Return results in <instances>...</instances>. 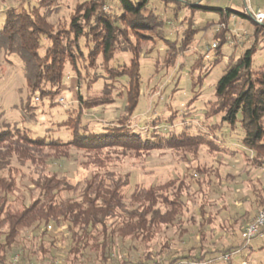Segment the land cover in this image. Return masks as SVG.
<instances>
[{
    "label": "trees",
    "instance_id": "1",
    "mask_svg": "<svg viewBox=\"0 0 264 264\" xmlns=\"http://www.w3.org/2000/svg\"><path fill=\"white\" fill-rule=\"evenodd\" d=\"M111 1L90 0L77 6L65 34L54 33L48 22L53 11L51 7L59 0H28L23 6H5L0 11V50L6 57L17 55L22 62L29 94L21 108L31 121H38V106L33 104V98L34 102L36 98L54 101L68 77L66 70L78 72L79 60L87 61L89 64L85 65L90 70L99 68L104 73L98 77L97 82H102L99 93L93 98H84L82 93H78L77 109H67V118L53 122L57 128H45L41 137L23 131L19 122L4 120V113L0 110V172L7 173V176L0 177V264H6L10 258L12 264H17L19 258L12 256V252L24 231L39 237L43 243H49L51 253L67 242L68 255L74 256V263L79 257L84 258L87 250H94L100 253L103 264H131L115 258V239L122 243L139 241L149 244L159 233L178 224L188 212L185 197H189L191 184L181 180L156 187L136 185L133 190L129 176L114 168L112 170L111 149L121 150L123 157L132 155L136 159L156 151H172L192 164L203 146L212 154L236 156L237 150L229 147L224 139L218 142V137L213 136L216 131L222 133L227 130L229 134L238 132L240 148L254 153L251 165L255 169H264V67L254 68V57L264 38V24L255 23L245 12L219 10L220 22L205 27L218 29L214 36L216 44L209 48L213 51V60L212 56L210 59L206 55L190 71L195 97L182 113L183 128L179 132L174 129L164 133L163 129L173 124L176 115L171 114L164 121L153 117L143 129L133 123L141 94L142 44L163 42L168 48L166 63L171 68L177 67L179 60L194 47L199 31L194 28V13L197 9H206L201 6L203 0H164L167 7L169 2L175 3L177 17L186 8L192 11L187 20L178 21L177 28L186 25V29L175 38L169 34L168 20L151 8L150 0H115L121 10L120 15L103 10ZM234 15L254 22V42L238 58L234 54L229 56L228 66L216 85L214 99L207 103L205 109L206 119L216 121L209 124L206 133L201 130L195 132L189 108L197 100V89L211 69L226 56L222 48L229 45L227 35ZM233 39L232 48L236 52L239 44L235 37ZM42 49L43 53L40 52ZM125 54L129 55V61L120 65L118 56ZM202 59L210 60L205 73H200L204 66ZM96 85L90 86V90L87 85V93L96 89ZM115 91L125 97V106L118 119L107 125L100 123L97 130L89 122L85 123L87 111L103 110L115 103L116 99L112 98ZM149 126L152 129L146 130ZM56 131L69 133L72 138L68 141L51 138ZM73 149L83 151L90 162L81 165L88 174L76 181L52 170L53 163L67 159ZM14 165L34 168L30 192L38 191V194L31 197L29 203L12 199L11 195L17 192L18 187L11 173H19V170H14ZM211 171L219 176L218 168H197L201 176ZM199 180L195 174L192 183L199 184ZM167 191L171 198H167ZM206 194L203 191L201 214L206 205ZM257 197L264 209V200L258 194ZM200 243H204L203 236ZM243 247L242 239L240 246L219 254L208 255L209 252L204 250L176 258L168 264H231V257L225 260V256H231ZM251 249L250 244L246 251ZM23 259L25 256L22 254L20 261ZM147 262L145 264H167L162 256L158 260L148 256ZM29 264L40 263L31 259Z\"/></svg>",
    "mask_w": 264,
    "mask_h": 264
},
{
    "label": "rangeland",
    "instance_id": "2",
    "mask_svg": "<svg viewBox=\"0 0 264 264\" xmlns=\"http://www.w3.org/2000/svg\"><path fill=\"white\" fill-rule=\"evenodd\" d=\"M27 1L0 0V11L5 6H23ZM85 1L90 0H59L57 4L51 7L53 11L49 15L48 22L51 24L53 32L65 34L64 30L68 29L72 13H74L77 6ZM33 2L31 1V3ZM254 3L257 7L264 8V0ZM174 5L175 3L172 1L169 2L167 7L164 0H150L151 8L168 20L171 27L168 30L172 38L179 37L186 29V25L178 29V21L180 23L184 19L187 20V16L192 12L190 8H186L177 17L175 16ZM201 6L206 9L200 8L194 13V28L199 30L195 37L194 47L186 54L185 58L179 60L177 67L171 68L166 63L168 48L163 42L158 41L156 45L149 42L142 44L141 94L138 106L133 114V123L136 127L143 129L145 124L152 120L151 118L157 116L159 121H164L172 114L177 117L173 120L172 125H168L163 129L164 133L171 132L174 129L175 132H179L183 128L182 113L188 109L186 108L187 104L195 97L191 83V68L193 65H199L197 63L200 58L206 55L210 56V59L212 56L213 60V51H209V48L210 46L214 47L216 44L214 36L218 29L215 26L205 27L207 24L220 22L221 13L219 10L232 9L241 13L245 12L243 0H203ZM103 10L117 15L121 14L115 0L109 2ZM254 28L252 20L235 15L231 18L227 35L229 45L226 44L222 48L223 55L226 56L211 69L202 86L197 89L199 92L197 100L189 108L193 116L190 115L193 131L201 130L206 133L209 124L216 121L215 119H206L205 109L207 103L214 99L216 85L228 66L229 56L234 54L235 58H238L254 42L252 36ZM233 37L239 44L236 52L232 48ZM40 52L43 53L44 49ZM128 61L129 55L118 56L117 63L120 65L125 62L128 63ZM208 61L210 60H201L204 66L201 68L200 73L208 71ZM85 64L89 63L85 60H79V70L76 73L66 70V76L68 77H66L63 88L60 94L54 98V101L40 98V102H34L33 98V104L38 106L36 113L38 121L33 122L25 116L21 108L22 102L26 100L29 94L22 62L17 55L6 57L4 52L0 50V110L4 113V120L19 122L23 131L29 132L32 136H43L45 128L56 129L57 126L53 122L64 121L67 118V109L72 111L77 109L78 93H82L84 98H93L96 93H99L98 90L102 82L97 81L98 77L104 73L99 68L90 70ZM180 64L183 66L181 67ZM260 67H264V38L259 43V52L254 57V68L258 69ZM95 84H97L95 87L97 90L94 89L88 94L86 91L87 85L90 90V86H95ZM35 97H38V94ZM60 98H64L66 101L61 103ZM112 98L116 99L113 105L107 106L103 110L87 111L85 113V123L89 122L97 130L100 123L107 125V123L116 121L125 106V97H122L119 91H115ZM54 102L57 104H53ZM165 125L167 124L165 123ZM151 129V126L146 127V130ZM237 133L229 134L227 130H223L222 133L216 131L213 135L218 137V142L224 139L229 147L237 150L236 156L212 154L207 147L203 146L198 153L197 160L192 164L186 160L184 161L182 156H177L172 151H156L136 159L132 155L123 157L120 153L121 150L111 149L109 154L114 164L111 167L112 170L116 169L129 176L133 190L136 185L156 187L168 182H181V180H185L189 185L191 184L189 197H185L188 202V212L181 217L178 224L168 231L159 233L156 240L149 244L139 241L131 243L125 241L122 243L120 239H115L114 252L116 253V259H123V261L131 264H137L138 262L145 264L148 263V256L156 260L162 256L168 264L169 261H174L176 258L197 254L204 250L209 252L208 255H214L229 248L240 246L245 225L250 223L262 209L257 201V194L264 200V169H255L251 165V158L254 153L240 148ZM51 138L68 141L72 136L69 133L56 131L53 132ZM87 158L83 151L73 149L69 152L67 159L56 161L52 165L53 169H51L58 172L60 176H68L72 181L80 180L88 174L81 167L83 164L90 163ZM198 167L208 170L218 168L219 176L216 177L212 171L201 176L197 172ZM14 170H19V173L17 171L11 173L15 177L18 189L17 192L11 195L12 199L29 203L30 198L36 197L38 194V191L30 192L33 189L31 174L34 168L14 165ZM195 174H198L199 184L192 183ZM1 176H7V173L0 172ZM199 189H201V192H199ZM203 191L208 194V197L205 201L206 205L203 207L204 214H201L200 204L202 203ZM166 195H168L167 198H171L168 191ZM110 232L111 229L108 230V234ZM53 234L55 235V233ZM201 236L204 237L203 244L200 243ZM67 245V242H63L59 247L60 249H56L51 253L49 243H43L39 237H33L30 232L24 231L18 238L17 244L14 245L12 256H18L19 261L17 264H29L31 259L40 264H47L51 261V264H103L100 253L94 250H87L86 256L84 258L79 257L78 262L74 263V256L68 255L69 247ZM251 246L253 249L243 254L242 250H236L239 253L235 254L236 252H234L230 256L231 264H264V238L254 239ZM42 251L48 252L43 253ZM22 254L25 259L21 262ZM10 259L6 261V264H12Z\"/></svg>",
    "mask_w": 264,
    "mask_h": 264
},
{
    "label": "built area",
    "instance_id": "3",
    "mask_svg": "<svg viewBox=\"0 0 264 264\" xmlns=\"http://www.w3.org/2000/svg\"><path fill=\"white\" fill-rule=\"evenodd\" d=\"M179 1H190V0H179ZM245 4V13L249 15L252 20L259 24H264V8L257 7L254 2L261 0H243ZM36 102H40V98L35 99ZM66 100L60 98V102L64 103ZM264 238V209H261L255 218L245 227L243 231L244 247L243 252H246L248 246L254 239ZM230 256H225V260H229ZM53 264V263H52Z\"/></svg>",
    "mask_w": 264,
    "mask_h": 264
}]
</instances>
